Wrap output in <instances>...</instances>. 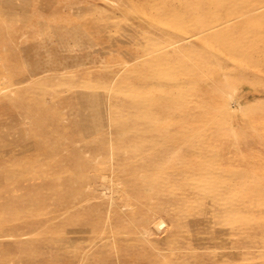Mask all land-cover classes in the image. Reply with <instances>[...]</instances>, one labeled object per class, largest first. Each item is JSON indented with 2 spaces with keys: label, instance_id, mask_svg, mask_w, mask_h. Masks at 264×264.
Listing matches in <instances>:
<instances>
[{
  "label": "rangeland",
  "instance_id": "1",
  "mask_svg": "<svg viewBox=\"0 0 264 264\" xmlns=\"http://www.w3.org/2000/svg\"><path fill=\"white\" fill-rule=\"evenodd\" d=\"M0 264H264V0H0Z\"/></svg>",
  "mask_w": 264,
  "mask_h": 264
},
{
  "label": "bare ground",
  "instance_id": "2",
  "mask_svg": "<svg viewBox=\"0 0 264 264\" xmlns=\"http://www.w3.org/2000/svg\"><path fill=\"white\" fill-rule=\"evenodd\" d=\"M225 13V12H224ZM225 15V14H224ZM232 19V18H231ZM234 21L233 22H231V23H228V24H225L224 26H221V27H208V28H203V29H201V30H199V31H197L196 32V35L195 34H193V35H195L196 36V38L197 37H199L200 35V37H208L209 35H217V34H221V33H224L225 31H227L228 29H230L232 26H235L237 23H239V21L237 20V19H233ZM226 21H228V20H224V22H226ZM236 21H238V22H236ZM205 34V35H204ZM189 37V36H188ZM187 38V36H180L179 37V39L178 40H175L176 42H181V41H183L184 42V40ZM247 41H246V43H236L235 41V43L233 42V40L232 39H229V41H227L228 42V44L235 50V52L236 53H238V54H243L245 57H247L248 59L250 58V54L246 51V50H243L242 48L245 46V47H247V44H248V42L249 41H253V38H247L246 39ZM186 41H188V39L186 40ZM190 41V40H189ZM188 41V42H189ZM173 42V41H172ZM172 42H169L168 44H167V46L170 44V43H172ZM182 42V43H183ZM244 42V41H243ZM191 43V42H190ZM236 44V45H235ZM239 47V49H237ZM250 61H251V59H250ZM258 71V69H255V70H252V73L253 74H257L256 72ZM224 73V72H223ZM224 74H226V73H224ZM232 86V85H231ZM234 87V86H233ZM128 204V203H127ZM124 207H127V206H125V203H124ZM162 221H165V220H162L161 219V221L160 222H158V223H156V227L158 228L159 226H161L160 224L162 223ZM155 223V222H154ZM165 223V222H164ZM164 223H162V224H164ZM148 227V228H147ZM146 228H144V230H145V232H148V231H150L152 228L150 227V226H147ZM143 228V227H142ZM149 233H151V231L149 232ZM141 235H142V232H141ZM146 238V237H145ZM144 238V239H145Z\"/></svg>",
  "mask_w": 264,
  "mask_h": 264
}]
</instances>
